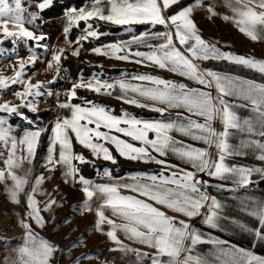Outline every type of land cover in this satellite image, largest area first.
Instances as JSON below:
<instances>
[{
  "label": "snow or ice",
  "instance_id": "6c2138e0",
  "mask_svg": "<svg viewBox=\"0 0 264 264\" xmlns=\"http://www.w3.org/2000/svg\"><path fill=\"white\" fill-rule=\"evenodd\" d=\"M51 2L43 0L37 7L42 11ZM218 7L226 9L227 14L218 12ZM200 9L206 11L210 20L219 16L231 23L252 42L264 41V0H208V3L192 0L186 5L182 0H91L89 7L69 9L67 26L63 29L66 47H59L47 62L45 71L55 73L47 84L61 78V62L67 58L66 53L79 57L83 41L103 35L89 23L99 21L117 26H162L164 30H149L128 41L92 48L93 54L153 66L199 87L149 74L133 75L131 80L137 83L127 79L102 81L98 76L73 82L64 93L65 99L62 102L58 99V107L68 110V115L57 117L51 126L47 154L41 166L48 172L62 168L64 183L71 181L80 186L84 197L81 213L92 212L94 200L101 201L95 209L94 228L114 245L110 251L134 253L138 259L148 256L125 245L118 236L123 233L126 239L154 250L151 264H264V256L202 233L190 223L199 218L207 228L225 231L222 222L230 221L241 232L253 236V248L256 242L264 243V198L258 199L248 193L250 185L257 183L254 176L264 181V166L249 167L230 162L235 157L248 155L264 162V83L201 66L204 61H226L264 76V60L222 51L216 44L203 39L194 20V13ZM38 18L36 13L28 12L24 0H0V44L4 40L31 41L37 48L47 49V45L41 44L47 39L46 35L26 27ZM81 22L87 25L84 34L75 41L69 40L71 28ZM132 45L147 51H133ZM7 51L0 49V59ZM38 59L34 53L26 59L16 56L14 74L11 77L0 75V95L13 85L21 86L13 92L19 104L6 101L0 104V113L24 118L21 108L36 112L39 98L45 95L46 84L42 81L33 84L32 77L25 79V76ZM78 89L105 96H113L118 89L115 99L158 113L163 119L143 120L127 111L114 115L106 106L79 97ZM47 95L53 93L47 91ZM56 95L59 98L60 94ZM76 100L81 103H74ZM238 109H247L250 115L243 117ZM174 110L175 118H172ZM46 131L49 129L28 130L17 138L8 121L0 116V157H3L0 184H4L12 204H20L21 195L25 197V212L19 220L23 230L21 241L12 249L14 255L5 264H52L59 251L36 231L45 229L48 223L42 212L62 206L42 190L45 175H33L37 150ZM172 133L206 147L185 143ZM234 139L238 142L233 143ZM74 144L88 150L93 160L117 164L114 149L126 161L156 164L161 170L132 176L131 183H97L81 174L79 166L92 161L83 153H77ZM169 156L190 166L191 170L168 163ZM199 174L222 183L212 185L209 180L199 178ZM103 177L114 180L107 168L103 170ZM211 187L235 194L233 199L238 202L240 211L254 219L257 226L250 227L225 215L227 206L209 194L207 189ZM241 190H244L243 195L238 194ZM124 191L135 195H125ZM44 195L50 198L43 202L37 200V196ZM154 205L186 219L167 215ZM106 210L111 217L105 214ZM203 244L212 245L213 251L202 254L197 246Z\"/></svg>",
  "mask_w": 264,
  "mask_h": 264
},
{
  "label": "rangeland",
  "instance_id": "374dc122",
  "mask_svg": "<svg viewBox=\"0 0 264 264\" xmlns=\"http://www.w3.org/2000/svg\"><path fill=\"white\" fill-rule=\"evenodd\" d=\"M41 2H43V0H24L28 12L36 13L39 17L34 24H26V27L37 32V34L43 33L46 35L47 39L42 41L41 44L47 45V49L43 47L37 48L34 42L31 41L14 43L11 40H4V43L0 44V49L9 50L2 53L3 58L0 59V75L11 77L14 74L15 66H17L16 56L26 59L30 53H34L39 59L34 66L27 69L25 79L32 77L31 82L33 84L37 81H42L46 84V88L43 90L45 95L39 98L40 102L36 105V112L21 108L20 112L23 114L24 118L17 115L8 116L7 114L0 113V116H3V118L8 121V124L13 129V135L17 138L23 136L25 131L28 130L49 129V131L44 132L41 137L33 175H45V182L42 185V190L45 193H50L51 196L55 198L57 205L62 206H54L53 211L42 212V215L48 223L45 229H36V231L41 237L55 244L59 249L53 257L52 264H77V258H79V264H151V257L154 254V250L126 239L123 233H118V236L125 245L133 249H138L141 253H148V256L138 259L134 253L110 251V248L114 245L111 244L105 235L96 232L94 228L96 219L95 209L99 206L101 201L94 200L92 212L81 213L80 205H82L84 197L79 190L80 186L78 184L74 185L71 181L67 184L64 183L65 177L62 168H57L53 172H48L46 168L41 166L47 154L46 149L49 143L50 128L57 117L68 115V110L58 107V99L62 102L65 99V91L71 87L73 82H77L80 79L87 80L91 79L93 76H98L102 81L114 82L120 79H127L132 83H137L131 80L133 75L149 74L163 79L174 80L178 83H187L190 87L199 86L173 73L153 66L120 61L111 59L107 56H97L93 54L90 51L92 48L128 41L133 36L140 35L149 30H164L162 26H156L155 28H152L151 25L142 24L117 26L99 21H90L89 23H92L94 29L103 33V35H100L99 38H89V40L83 41V47L81 48L79 57L71 56L70 52L66 53L67 58L63 59L61 62L63 69L61 78L57 79L55 83L47 84V81L54 78L55 73L45 71L46 64L51 59L54 51L59 47H66L65 34L63 32L64 27L67 26L66 12L74 7L62 8L61 10L62 5L59 7L57 6L61 3H56L52 7V0L51 4L41 11L37 7L38 3ZM182 2L186 5L191 3L192 0H182ZM205 3H208V0H205ZM90 4L91 0H87L77 9L89 7ZM50 9L52 11H50ZM59 9L61 11L58 13L57 11H59ZM217 11L221 14H227L226 9L223 7H218ZM57 14L60 15L53 17ZM194 20L200 30L202 38L209 43L216 44L222 51L252 57L257 60H264V41L252 42L239 33L231 23L223 21L219 16L211 20L208 19L207 13L203 9L197 10L194 13ZM86 27L87 25L81 22L78 26L71 28L68 33V39L72 41L77 40L84 34ZM129 27H131V31H129ZM73 46L76 47L78 45L74 44ZM132 50L147 51L146 48H138L137 45H132ZM201 66L221 74L240 76L245 79H254L257 82L264 83V76L242 66L229 64L226 61H204L201 62ZM34 73L35 75H33ZM20 87V85H13L3 95H0V104L6 101L11 102L13 105L19 104V100L16 99L13 92L19 90ZM47 91H51L53 95L48 96ZM57 93L60 94L59 98L56 95ZM77 94L79 97L106 106L117 116L123 111H127L143 120L163 119L158 113L150 112L147 109L135 108L115 99L114 96L119 94L118 89L113 93V96L96 95L83 89H78ZM74 103H81V101L76 100ZM238 112L243 117L250 115L247 109H238ZM172 118H175V110L173 111ZM217 127H219V125H217ZM117 135L119 134L117 133ZM149 135L151 138L152 134ZM172 135H174L176 139L183 140L185 143H191L196 147H206L198 142L182 137L178 133H172ZM122 138L128 139L127 137ZM237 142V140H233V143ZM74 150L77 153H83L87 159L92 161L90 164L80 165L79 167L82 175L97 183H131L132 176L153 174L161 170V166L156 164L126 161L120 158L118 154L115 153L114 149H112V151L118 161L115 165L103 160H93L89 151L78 144H74ZM210 151H214V149H210ZM2 159L3 157H0V168L3 167ZM167 161L171 164H177L181 168L191 170L190 166L183 164L174 157L169 156ZM230 162L249 167L264 166V162L257 161L253 155L235 157ZM24 167L27 168L28 165L25 164ZM105 168L110 170L114 177L113 181H109L106 177H103V170ZM165 174H167V172ZM199 178L209 180V183L212 185L222 183L220 181L211 180L203 174H199ZM253 180L257 181V183L250 185L248 193L255 195L258 199L264 198V181H261L259 176H254ZM8 183L10 184L11 182L9 181ZM207 191L210 195L216 196L227 206L224 213L225 215L232 219H237L250 227L257 226V222L254 219L246 216V214L240 211L237 206L238 202L233 199L235 194L223 189L218 190L215 187L208 188ZM224 193L227 195H222ZM123 194L135 195V193L127 191H124ZM238 194L243 195L244 190H241ZM36 198L43 202L47 201L50 197L44 195L37 196ZM20 200V204H12L7 197L4 184H0V264H5L6 260L14 255L12 249L16 248L21 241L23 230L19 226V220L23 217L25 212V197L21 195ZM154 206L160 207L167 215L176 216L177 219H186L179 216V214L164 209L162 206ZM40 207H43L42 203ZM105 214L111 217L109 211L106 210ZM66 219L68 223H64ZM190 223L202 233L227 240L230 244H235L239 247L249 249L257 255L264 256V243L256 242V246L253 248V236L241 232L235 225L231 224L230 221L222 222L225 231L209 229L200 223L199 218L190 221ZM105 230H107V225H105ZM205 245L209 244L197 246L202 254L204 253L203 248Z\"/></svg>",
  "mask_w": 264,
  "mask_h": 264
},
{
  "label": "trees",
  "instance_id": "16d2710c",
  "mask_svg": "<svg viewBox=\"0 0 264 264\" xmlns=\"http://www.w3.org/2000/svg\"><path fill=\"white\" fill-rule=\"evenodd\" d=\"M85 1H87V0H79V1H76V0H53V5H52V7H53L56 3H61V4L57 5L58 7H59L60 5H62L61 10H62V8L65 9V8H67V7H68V8H70V7L78 8V7L82 6L83 3H84ZM48 9H49V8H48ZM61 10L59 9V11H57V12L59 13ZM50 11H52V10L50 9ZM52 13H53V12H52ZM58 15H60V14L54 15L53 17H56V16H58Z\"/></svg>",
  "mask_w": 264,
  "mask_h": 264
},
{
  "label": "crops",
  "instance_id": "0c3cea01",
  "mask_svg": "<svg viewBox=\"0 0 264 264\" xmlns=\"http://www.w3.org/2000/svg\"><path fill=\"white\" fill-rule=\"evenodd\" d=\"M257 139H260L259 137H257ZM222 195H224V196H226L227 194L226 193H224V194H222ZM213 251V248H212V245H205L204 246V248H203V254H208V253H210V252H212Z\"/></svg>",
  "mask_w": 264,
  "mask_h": 264
}]
</instances>
